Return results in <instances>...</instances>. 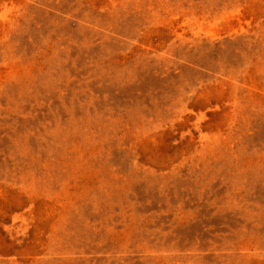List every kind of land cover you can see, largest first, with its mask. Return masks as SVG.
<instances>
[{
  "label": "rangeland",
  "instance_id": "rangeland-1",
  "mask_svg": "<svg viewBox=\"0 0 264 264\" xmlns=\"http://www.w3.org/2000/svg\"><path fill=\"white\" fill-rule=\"evenodd\" d=\"M0 264H264V0H0Z\"/></svg>",
  "mask_w": 264,
  "mask_h": 264
}]
</instances>
